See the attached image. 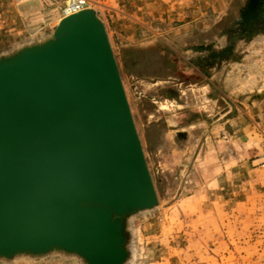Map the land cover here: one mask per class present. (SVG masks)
Wrapping results in <instances>:
<instances>
[{
  "label": "rangeland",
  "instance_id": "obj_1",
  "mask_svg": "<svg viewBox=\"0 0 264 264\" xmlns=\"http://www.w3.org/2000/svg\"><path fill=\"white\" fill-rule=\"evenodd\" d=\"M69 1L0 0V50L54 30ZM217 1L88 0L159 187V210L136 221L138 264H264V31L222 53L240 6L247 18L261 0Z\"/></svg>",
  "mask_w": 264,
  "mask_h": 264
},
{
  "label": "water",
  "instance_id": "obj_2",
  "mask_svg": "<svg viewBox=\"0 0 264 264\" xmlns=\"http://www.w3.org/2000/svg\"><path fill=\"white\" fill-rule=\"evenodd\" d=\"M159 208L98 10L0 50V264H138Z\"/></svg>",
  "mask_w": 264,
  "mask_h": 264
},
{
  "label": "trees",
  "instance_id": "obj_3",
  "mask_svg": "<svg viewBox=\"0 0 264 264\" xmlns=\"http://www.w3.org/2000/svg\"><path fill=\"white\" fill-rule=\"evenodd\" d=\"M247 7L248 6H240L241 15L232 21L231 24L227 26V30L224 31V33L230 34V43L232 42L231 46H228L225 52L232 48L233 42L249 37L256 32L261 33L264 31V0H261L252 7L251 13L254 14L245 18L242 13L246 11ZM209 61L213 60L210 58ZM158 188L159 187H157V190Z\"/></svg>",
  "mask_w": 264,
  "mask_h": 264
},
{
  "label": "crops",
  "instance_id": "obj_4",
  "mask_svg": "<svg viewBox=\"0 0 264 264\" xmlns=\"http://www.w3.org/2000/svg\"><path fill=\"white\" fill-rule=\"evenodd\" d=\"M228 3H229V0H225V2H224V1H217V2H215V3H214L213 11H217V12H218V11H222V9L225 10L226 7H227V5H228ZM220 7H221V8H220ZM225 50H226V48L222 51V53H226L227 51L225 52ZM217 54H218V52L215 51V50H214L212 53H210V54H206V56L202 57V58L198 61V63L195 62L196 66H198L199 69H203L202 66H203V65H206V64L208 63V61L210 60V58H211L212 60L215 61V60L218 59V57H220V56L217 55ZM177 60H178L180 63L185 64L184 62H182L183 60H182L181 58L177 57ZM185 67H187V68L190 69V73H191V74H194V73L197 72V71L199 72V70H198L197 68H195L191 63L185 64ZM192 68H193V69H192ZM199 73H202V71L200 70ZM203 74L209 76L207 72L204 73V71H203ZM242 123H243V122H242ZM243 127H245V129H247V130H248V129H251V128L248 126V123H247V124H244Z\"/></svg>",
  "mask_w": 264,
  "mask_h": 264
},
{
  "label": "built area",
  "instance_id": "obj_5",
  "mask_svg": "<svg viewBox=\"0 0 264 264\" xmlns=\"http://www.w3.org/2000/svg\"><path fill=\"white\" fill-rule=\"evenodd\" d=\"M88 0H70L64 10V16L79 13L83 10L89 9Z\"/></svg>",
  "mask_w": 264,
  "mask_h": 264
}]
</instances>
